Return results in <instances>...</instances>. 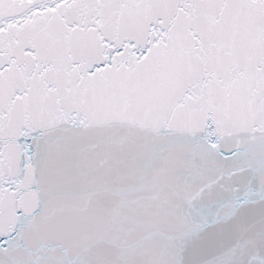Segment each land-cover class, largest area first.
Instances as JSON below:
<instances>
[{
	"label": "snow or ice",
	"instance_id": "6c2138e0",
	"mask_svg": "<svg viewBox=\"0 0 264 264\" xmlns=\"http://www.w3.org/2000/svg\"><path fill=\"white\" fill-rule=\"evenodd\" d=\"M0 264H264V0H0Z\"/></svg>",
	"mask_w": 264,
	"mask_h": 264
}]
</instances>
